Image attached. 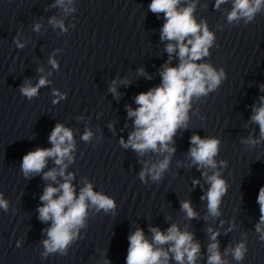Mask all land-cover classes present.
I'll list each match as a JSON object with an SVG mask.
<instances>
[{"label":"water","instance_id":"obj_1","mask_svg":"<svg viewBox=\"0 0 264 264\" xmlns=\"http://www.w3.org/2000/svg\"><path fill=\"white\" fill-rule=\"evenodd\" d=\"M191 2L196 5V21L206 23L214 35L209 55L197 63H208L217 72L223 69L225 78L206 96L191 100L187 127L178 129L170 145L175 152L168 169L159 181L154 182L150 176L141 180L144 162L157 163L168 153L150 150L141 156L122 146L120 140L127 141L135 130V118L128 116L129 106L138 107L135 97L161 84L165 63L178 66L180 61L175 53L169 61L165 51L169 41L160 39L164 14L149 10L151 0H122L73 161L66 169V174H74L72 184L77 196L85 184L91 183L95 192L114 200L115 208L105 212L89 206L85 226L63 255L59 251L42 255V242L51 225V221L43 222L23 264H126L131 233L140 228L151 241V228L166 233L172 224L193 233L200 244L195 264H207L208 245L212 242L209 228L219 232V251L227 264H264V241L256 232L260 219L257 197L264 187V140L256 145L243 142L250 136L260 137L259 125L251 117L264 96V5L250 21L241 18L229 22L233 0H226L219 8L216 0H181L180 7ZM113 81H117L118 95L109 91ZM85 130L92 132L89 141L82 139ZM194 134L220 141L214 158L217 169H201L191 163L188 153ZM222 160L226 166L220 165ZM204 171L209 175L219 171L227 185L220 214L215 217L208 212L207 200L201 199L210 187L202 175ZM194 180L199 183L194 184ZM183 201L191 202L195 218L186 216L181 208ZM241 241L247 252L242 261H236L225 250ZM169 255V264H177Z\"/></svg>","mask_w":264,"mask_h":264},{"label":"clouds","instance_id":"obj_2","mask_svg":"<svg viewBox=\"0 0 264 264\" xmlns=\"http://www.w3.org/2000/svg\"><path fill=\"white\" fill-rule=\"evenodd\" d=\"M226 0H216V7ZM72 0H56V4L63 7L66 12L74 10L69 9ZM181 0H151L149 10L154 14H164V24L161 28L160 39L169 41L165 51L169 54V61L172 54L179 58L178 66H169L165 63L162 67L161 84L147 92H141L135 97L137 108L128 107L129 118L134 117L135 130L128 136L127 141L121 138L120 143L125 148H132L136 153L143 156L150 150L155 153H168L157 163L149 161L144 162V168L139 176L144 180L146 176L156 182L162 177V174L168 169L171 155L175 152L174 136L178 129L186 128L188 122V111L193 97L200 98L206 96L208 92L215 90L225 78L224 70L217 72L208 63H197L209 55V48L214 41V35L209 31L206 23H198L194 17L195 3H188L187 6L180 7ZM264 0H233V8L228 13V21H237L246 18L250 21L255 14L261 10ZM54 26L66 31L63 21L52 18L49 21ZM40 25H35V30L39 31ZM18 47L24 45L17 39L15 41ZM49 63L58 67L54 58H50ZM42 71V69L40 70ZM140 73L144 74L143 69ZM151 79V77H148ZM49 81L41 77L38 83L33 86L31 81L26 80L20 88V92L29 100L37 96L39 89ZM117 81H113L109 91L117 94ZM264 90V85L261 86ZM53 95L60 99L57 90H53ZM260 105L253 109L251 121L259 125L260 137L253 139L251 136L243 141L249 145H256L264 140V96L260 97ZM53 100V103H57ZM92 137L90 130H85L82 139L89 141ZM50 148H36L23 156L21 162V171L26 178L43 172L45 180L56 181L57 177H63L59 186L48 184L41 195L42 205L38 207L39 220L42 222L51 221V225L46 229L47 239L43 240L44 253L60 252L66 254L67 246L76 238L78 230L85 226V219L89 206L96 210L103 209L105 212L114 210L115 202L112 198L93 190L91 183L85 184L80 189L79 195H76L72 184L74 174L67 173L68 163L73 161L72 152L75 149L73 131L63 124L57 123L49 136ZM220 141L217 138L192 135L189 157L191 163L201 169H217V162L214 159L219 152ZM54 160V167L47 172L43 170L47 166L48 159ZM68 163H65V161ZM150 165V166H149ZM220 165L226 166V161H220ZM210 187L205 196L201 199L207 200L208 212L215 217L220 214L219 206L221 198L227 192L226 181L221 177L219 171H213L209 175L206 171L202 172ZM198 184V180L193 181ZM259 204L260 219L256 224V232L260 234V239L264 241V187H261L257 197ZM0 208L5 211L8 209V202L0 194ZM182 210L186 216L195 218L197 213L193 210L190 201H183ZM152 240L145 237L142 229L137 228L128 237L129 246L126 257V264H169L170 253L177 264H195L200 253V244L194 240V234L189 231H181L178 225L172 224L167 232H162L159 228H151ZM210 240L208 245L207 264H227L222 259L217 241L218 231L209 228ZM169 244L168 249L162 246ZM226 254L231 253L236 261H242L247 252L245 242L241 241L234 248L225 250Z\"/></svg>","mask_w":264,"mask_h":264}]
</instances>
